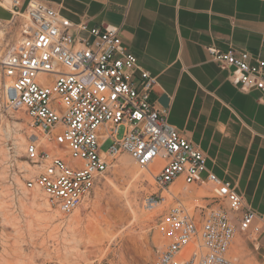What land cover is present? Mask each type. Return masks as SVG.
<instances>
[{"label": "built area", "instance_id": "obj_1", "mask_svg": "<svg viewBox=\"0 0 264 264\" xmlns=\"http://www.w3.org/2000/svg\"><path fill=\"white\" fill-rule=\"evenodd\" d=\"M0 6L18 26L0 61V116L24 110L36 132L25 147L26 161L36 167L25 178L27 188H41L69 216L117 156L128 153L158 188L142 198L143 209L157 210L160 237L148 264L264 262V213L170 121V107L154 96L158 77L124 44L119 26L72 20L48 0H0ZM207 50L235 86L260 92L257 101L264 103L260 53L216 44ZM121 125L126 130L119 137ZM107 140L112 144L104 150ZM203 186L210 191L198 193Z\"/></svg>", "mask_w": 264, "mask_h": 264}, {"label": "crops", "instance_id": "obj_2", "mask_svg": "<svg viewBox=\"0 0 264 264\" xmlns=\"http://www.w3.org/2000/svg\"><path fill=\"white\" fill-rule=\"evenodd\" d=\"M48 1L72 20L119 26L124 44L158 77L154 96L170 97V121L264 213V103L260 92L235 86L207 50L216 44L264 58V0ZM11 17L0 6V20Z\"/></svg>", "mask_w": 264, "mask_h": 264}, {"label": "rangeland", "instance_id": "obj_3", "mask_svg": "<svg viewBox=\"0 0 264 264\" xmlns=\"http://www.w3.org/2000/svg\"><path fill=\"white\" fill-rule=\"evenodd\" d=\"M0 21V31L4 33L1 35L0 32L1 61L8 44L18 34V26L11 25L9 20ZM125 130L126 127L121 125L118 136L122 137ZM16 131L27 136L36 133L31 129L24 110H9L0 116V264L150 262L154 239L159 243L160 237L155 232L157 218L142 208V198L157 187L155 180L151 183L149 178L135 179L131 167L118 165L121 158H132L131 155L121 153L117 156L114 165L101 177L89 197V206L82 209L83 218L72 224L69 219L74 213L65 216L57 210L33 205L28 198L39 188L29 189L25 184L28 175L21 170H28L23 163L27 143L25 147L19 145ZM111 144L112 141L107 140L103 149L107 150ZM129 200L139 214L134 221L127 205ZM52 212L58 214L57 218L39 219ZM242 255L246 256L247 252ZM246 261L248 264H264L261 259L248 258Z\"/></svg>", "mask_w": 264, "mask_h": 264}, {"label": "bare ground", "instance_id": "obj_4", "mask_svg": "<svg viewBox=\"0 0 264 264\" xmlns=\"http://www.w3.org/2000/svg\"><path fill=\"white\" fill-rule=\"evenodd\" d=\"M0 23H1V21H0ZM0 32H1V35L4 34L2 30ZM33 134H35V133L28 134L29 138ZM28 136L23 134L22 132L16 131L15 138H16V140H17V142L19 143L20 146L25 147L24 145L29 141ZM59 151H63V150L59 149ZM65 158L69 159L70 157L69 156H65ZM23 163L25 164L26 168L28 169L27 170V175L28 176H29L30 173H32V172H34L36 170V167L33 166V165H30L26 160L23 161ZM118 165H122L124 168L131 167L130 171H131L132 176L135 177V179L136 178H140V180L142 181V180H146L147 178H149L151 183H154L155 179H154L153 175L147 169H145V170L141 169L139 167V165L136 163V161H134L132 158H130L128 156H125V157H123V158H121L119 160V164ZM176 185L177 184H175V187H177ZM188 187L189 186H187V188H185L184 191H188L189 190ZM197 190H198L197 191L198 193H207V192L210 191V188L203 186V187L198 188ZM28 198L31 200L33 205L40 206V207H42L44 209H47V210H52V211L53 210H57L56 208H53L49 204V202L47 200V196H46L45 192L41 188H39L38 190H35V192H32L31 195L28 196ZM89 200H90V198L88 197L84 201L83 205L75 210L74 215L72 216V218L69 219L70 223L73 224V223H77V222L81 221V219L83 218L82 215H81L82 209L83 208L86 209L89 206V203H90ZM127 205H129V207L131 209V214H132V217H133V221L135 219L139 218V214H138L137 210L133 207V204H132V202L130 200L127 202ZM156 211L157 210L150 211V212H152L150 214L153 215V214H155ZM57 215H58L57 213L52 212L50 214L40 216L39 219H41V220H51V219L57 218ZM99 224L101 226V222ZM105 233H107V232H105Z\"/></svg>", "mask_w": 264, "mask_h": 264}, {"label": "water", "instance_id": "obj_5", "mask_svg": "<svg viewBox=\"0 0 264 264\" xmlns=\"http://www.w3.org/2000/svg\"><path fill=\"white\" fill-rule=\"evenodd\" d=\"M158 100L166 107H169V104H170V97L163 93L161 94V96L158 98Z\"/></svg>", "mask_w": 264, "mask_h": 264}]
</instances>
